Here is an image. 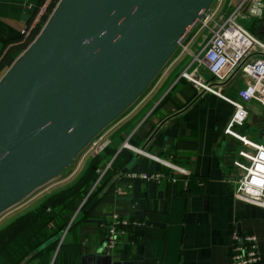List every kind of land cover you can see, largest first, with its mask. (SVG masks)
<instances>
[{"label":"crops","instance_id":"crops-1","mask_svg":"<svg viewBox=\"0 0 264 264\" xmlns=\"http://www.w3.org/2000/svg\"><path fill=\"white\" fill-rule=\"evenodd\" d=\"M41 1L0 0V78L36 37L38 32L33 35L32 29L24 37L30 40L27 44L25 39L15 40L19 30L31 24L32 10L26 7ZM261 16L264 18V8ZM191 39L182 40L162 73L98 132L115 147L121 169L113 170L84 195L65 226L35 243L30 229L12 224L54 193L75 184L91 156L73 176L48 185L24 203L17 201L13 204L16 208L0 215V232L10 226L14 233L7 248L0 252V263L231 264V233L236 230L254 236L260 264H264V207L244 203L232 195L239 175L232 163L239 159L238 151L247 149L223 132L237 104L246 115L233 131L253 141L241 128L248 118L257 130L255 137L264 145V104L239 99L237 91L250 81L242 71L219 81L198 66L193 61L196 51L187 47ZM175 112L178 114L160 125L142 153L131 149L140 150L159 122ZM124 142L127 146H122ZM138 174L160 176L153 180ZM33 202L37 204L27 209ZM112 215L126 219L129 225L125 235L108 250L105 231ZM26 237L32 243L27 251L26 245H21Z\"/></svg>","mask_w":264,"mask_h":264},{"label":"water","instance_id":"water-1","mask_svg":"<svg viewBox=\"0 0 264 264\" xmlns=\"http://www.w3.org/2000/svg\"><path fill=\"white\" fill-rule=\"evenodd\" d=\"M210 3L58 0L0 78V212L71 165L145 90Z\"/></svg>","mask_w":264,"mask_h":264},{"label":"built area","instance_id":"built-area-1","mask_svg":"<svg viewBox=\"0 0 264 264\" xmlns=\"http://www.w3.org/2000/svg\"><path fill=\"white\" fill-rule=\"evenodd\" d=\"M57 1L54 3L53 0H42L34 7H26L28 10H32L33 15L31 24L23 26L19 30L23 38L38 26L39 32ZM220 2L221 0H211L208 10L200 20L193 24L199 25L200 28H206L200 50L193 56V61L209 74L217 77L219 81L226 80L236 69L242 71L250 81L237 91V96L242 101L255 100L260 104H264V42L235 20L237 12L242 7H246L247 15L260 18L264 0H239L232 11L221 14L213 20L212 18ZM52 3H54L53 6ZM44 16L46 17L45 20L43 19ZM210 21L212 23L209 26ZM182 39L177 43L178 46H180ZM245 115L246 112L239 105L234 104V111L223 130L225 134L240 141L241 145L247 149L238 151L239 159L233 160L232 163L235 169L239 171L233 185L232 195L236 200L264 207V145L245 140L244 137L233 131L234 126L242 124ZM108 142V139L96 137L91 139L87 145L89 144L88 149L91 153L95 154ZM123 145H126V143H122ZM131 149L137 153L143 152L136 148ZM154 158L158 160L157 157ZM161 162L180 173H185L178 166L163 160ZM138 176L143 179L151 178L155 180L160 175L138 174ZM128 225L129 222L126 219L117 215L111 216L110 223L105 231V244L108 250L115 246L119 237L125 235ZM230 255L231 264L261 263L256 250L255 238L249 233L232 231Z\"/></svg>","mask_w":264,"mask_h":264},{"label":"trees","instance_id":"trees-1","mask_svg":"<svg viewBox=\"0 0 264 264\" xmlns=\"http://www.w3.org/2000/svg\"><path fill=\"white\" fill-rule=\"evenodd\" d=\"M56 1L57 0H53L54 3ZM54 3H52V6ZM43 19L45 20L46 17L44 16ZM38 29L39 26L34 29L33 35L38 32ZM21 39H23V36L18 32L15 40ZM115 151V147L108 143L100 154L90 159L88 166L75 184L67 189L54 193L44 200V202H42L36 209L21 216L16 223L12 224V226L18 224L22 227L30 229L31 236L33 237V241L35 243L44 241L53 230L65 226L68 223L73 211L83 199L84 195L88 191L90 193L94 189L95 185L105 180L113 172V170L121 169L122 163L119 160V154L115 153ZM111 157L112 159L105 168L106 163ZM103 169L104 171L100 175V172ZM50 224L51 226H49ZM12 230V227L9 226L0 232V252L5 250L9 245L10 238L14 234ZM30 244L32 243L29 237H26L21 241V245H26L24 248L26 251L28 250L26 248H28ZM0 264L10 263L4 261Z\"/></svg>","mask_w":264,"mask_h":264},{"label":"rangeland","instance_id":"rangeland-1","mask_svg":"<svg viewBox=\"0 0 264 264\" xmlns=\"http://www.w3.org/2000/svg\"><path fill=\"white\" fill-rule=\"evenodd\" d=\"M239 0H221V2L219 3L216 12L213 16V20L217 19V17L221 14L224 13H229L230 11H232V9L236 6L237 2ZM264 8V6H263ZM263 10V9H262ZM236 22L241 25L242 27H244L246 30H248L250 33H252L254 36L260 38L261 40L263 39L264 41V35L262 33V30L264 28L263 24H264V18H262V16L260 18H256V17H252L247 15V11H246V7H242L240 8V10L237 12L236 14ZM211 21L208 23V25H211ZM196 33V34H195ZM195 34L193 37L192 35ZM206 34V28L202 27L200 28L199 25H193L191 26V28L184 34V36H186V38L182 39L183 43L185 41H187V39H192L190 40L189 44H188V49H191L192 51H196V53L200 50L201 44H202V40L204 38ZM25 39V38H23ZM24 43H28V41H30L29 39H25ZM199 45V46H198ZM176 50H174L171 55L169 56V58H171L173 55H175ZM185 55V54H184ZM168 58V59H169ZM189 58V57H187ZM168 59L165 61V63L161 66V68L157 71L156 75L151 79V81L149 83H151L154 79H156V77H158L162 71L165 69L166 66H168ZM188 61V60H187ZM194 66V64H193ZM199 72L201 74L206 75V72L199 69ZM240 72V71H238ZM237 80V79H236ZM236 82V81H235ZM148 87V86H147ZM146 89V88H145ZM251 102H254L255 104L257 101L252 100ZM249 120L248 118H246V120L244 121L243 125H242V131L245 132L253 141H255L256 143H262L261 139L255 137L257 134V130L250 125V123H248ZM246 123H248V125H246ZM98 134H96L93 138H96ZM101 139H107V138H102V136L98 135V138ZM92 138V139H93ZM109 143V142H108ZM89 145V144H88ZM88 145L86 144L75 156L73 162L71 165H69L68 167H66L64 170H62L58 175H56L54 178H52L51 180L47 181L45 184L37 187V189H35L30 195L27 194L25 197H23L22 199H20L18 202L22 201L23 203L26 202L27 200L32 199L35 195H38L42 192H44L46 190V188L48 187V185L50 184H54L56 182L61 181L63 178L65 177H69V176H73L81 167L82 162L84 161V159L86 157H94L98 154H100V152L103 150L104 147L101 148V150L97 153H91V151L88 149ZM101 173V172H100ZM20 204V203H19ZM37 204V202H33L31 204H29L27 207V209L29 208H33L35 205ZM14 208H16V205H11L10 207L6 208L5 210L0 212V215L3 214H7L9 212H11ZM23 213V212H22Z\"/></svg>","mask_w":264,"mask_h":264},{"label":"flooded vegetation","instance_id":"flooded-vegetation-1","mask_svg":"<svg viewBox=\"0 0 264 264\" xmlns=\"http://www.w3.org/2000/svg\"><path fill=\"white\" fill-rule=\"evenodd\" d=\"M262 32H264V28H263ZM263 34H264V33H263Z\"/></svg>","mask_w":264,"mask_h":264}]
</instances>
